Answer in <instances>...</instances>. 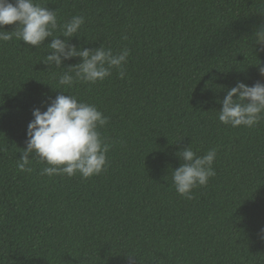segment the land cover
<instances>
[{"label":"trees","instance_id":"16d2710c","mask_svg":"<svg viewBox=\"0 0 264 264\" xmlns=\"http://www.w3.org/2000/svg\"><path fill=\"white\" fill-rule=\"evenodd\" d=\"M39 2L62 22L86 17L70 41L78 49L130 55L123 80L113 70L65 90L62 69L41 61L51 37L40 49L0 42V264H264V121L234 129L218 119L227 89L264 82L254 39L264 0ZM60 94L109 118L100 131L114 146L100 175L48 177L35 159L31 173L16 166L33 110ZM190 146L218 149L216 176L192 200L171 176Z\"/></svg>","mask_w":264,"mask_h":264},{"label":"clouds","instance_id":"9594fccd","mask_svg":"<svg viewBox=\"0 0 264 264\" xmlns=\"http://www.w3.org/2000/svg\"><path fill=\"white\" fill-rule=\"evenodd\" d=\"M57 13L39 0H0V42L15 38L40 49L51 37V43L45 48L48 55L41 61L49 67L62 69L56 78L58 85L65 90L77 83H101L112 75L113 70L117 71L120 79L125 78L130 55L128 48L118 52L105 45L96 49H78L70 41L80 35L86 17L75 15L62 22ZM6 25L17 27L9 32L4 30ZM61 36L65 39L62 40ZM254 39L264 46V25L258 27ZM75 58H80L81 62L67 69L63 67L65 61ZM256 64L259 75L264 77V64ZM218 102L222 104L218 119L223 125L234 129L254 128L264 121V82L258 80L248 85L237 81ZM33 117L27 128L26 150H22V157L16 162L19 171L31 173L33 159L46 165L41 169V175L48 177L66 174L69 178L80 175L88 179L105 171L107 154L114 142H109L102 135L100 129L109 124V118L95 105L80 101L72 94H60L46 111L34 109ZM217 151L214 148L204 155H197L190 146L177 153L184 163L171 176L179 195L192 200L193 191L206 187L216 176L214 162Z\"/></svg>","mask_w":264,"mask_h":264}]
</instances>
